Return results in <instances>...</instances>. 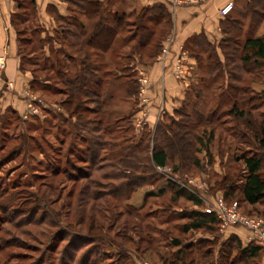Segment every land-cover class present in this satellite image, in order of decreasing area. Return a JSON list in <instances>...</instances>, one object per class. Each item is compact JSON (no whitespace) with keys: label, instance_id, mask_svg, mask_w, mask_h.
<instances>
[{"label":"rangeland","instance_id":"1","mask_svg":"<svg viewBox=\"0 0 264 264\" xmlns=\"http://www.w3.org/2000/svg\"><path fill=\"white\" fill-rule=\"evenodd\" d=\"M24 2H27L26 8H20L15 16L17 28L23 31L20 32L21 38L31 36L33 43L26 44L18 36L20 70L14 66L18 57L10 51L11 35L5 40V49L0 52V264H83L85 255L89 261L98 264H164L163 260L168 257L170 261L172 250L177 249L167 245L172 238L178 237L186 242L209 236L219 238L220 242L223 234L219 227L214 232L204 229L180 232L181 225L188 221L185 217L193 204L184 198L177 201L172 199L178 186H185L175 181L168 170L173 171L178 167L174 172L183 182L187 177L192 178L195 183L190 185L186 181V184L205 198V206L225 196L224 189H221L223 175L228 174L235 184H241L243 163L234 161L233 157L242 152L258 153L261 150L258 135L260 124L264 121V69L259 77L245 81L256 90L249 89L241 107L248 109L246 100L252 96L258 105L253 111L254 115L245 119L228 118L223 112L227 105H220V93L222 85L224 88L226 86L227 75L220 74V69H216L213 75L206 68V71L202 68L195 71L189 100H197L199 109L206 115L214 110L217 118L209 127V124H202L192 132L204 135L205 128L207 133L213 132L212 151L215 163H219L215 167L220 171L217 172L214 165H193L190 147L185 157L182 151H178L177 157L162 171L157 165L151 167L147 160L148 147L150 149L154 144L153 132L156 127L136 126L140 116L136 118L131 114L137 108V103L135 98L128 95V84L123 83L124 78L121 77L137 72L139 80V64L165 59L172 53L174 37L169 32L170 26L157 27L151 45L145 49L139 48L138 53L133 51L137 41L123 44L124 37L130 32L126 31L118 38V46H122L120 52L132 53L135 57L130 60H119L118 57L112 61L107 55L106 58L113 62L109 79L118 77L116 86L111 87L113 93L107 91L109 86L104 87L100 113L81 110L82 118L79 119L62 107L69 94L62 73H58V70L64 69L62 65L66 62L62 54L66 49L62 45V35L55 30L33 32L39 28V24L34 20L30 1ZM23 18L30 21L22 22ZM137 19L135 14L132 20ZM60 23L58 21L59 26ZM260 26L259 32H264V21ZM257 27L256 23L252 24L249 18H245L244 33L237 36V40L243 42L246 34L257 32ZM135 30L132 27V31ZM160 42L161 48L153 59L150 52L157 50ZM233 46H236L235 43ZM165 47L169 48V54L163 56ZM203 48L197 50L202 67L215 62V54ZM178 56L173 57V73ZM115 61L118 67L113 65ZM128 62L132 67L124 68ZM52 64L55 65L53 69L50 68ZM77 64V61L69 62L73 72L77 71ZM222 71L225 72L224 69ZM211 76H214L213 80ZM187 78L188 75L178 80ZM138 82L137 96L141 92V81ZM33 83L35 86L32 88ZM194 88L202 90L201 96L197 97ZM111 94L113 98H110ZM81 99L91 109L100 108L92 97L81 95ZM31 106L35 107L36 113L32 112ZM101 116V130L94 132L93 128L99 126L98 118ZM175 116L178 117L173 113L164 122L171 123V117ZM233 130H237L238 135ZM98 138L99 145L96 144ZM188 138L193 140L194 137ZM94 142L97 147L93 145ZM91 145L94 149L86 151L85 157L91 160L95 155L94 163L80 162V158L84 157L82 150L89 149ZM197 146L193 141V149ZM133 152H137V157L131 156ZM198 156L205 162L209 159L206 151ZM67 158L82 168V176L90 173L91 177L76 180L71 177L78 172L69 170ZM60 162L68 173H54ZM130 167L133 170L131 175H135V183L127 191L120 184L130 174ZM167 181L171 182L173 190L160 196V184ZM132 188L134 191H131ZM238 194L233 201L225 199V202L234 204ZM263 208L261 205L239 203V210L245 214ZM90 233L97 237H90ZM211 245L216 250L217 260L221 244ZM235 254L234 251L232 257ZM236 264L254 263L252 260H242Z\"/></svg>","mask_w":264,"mask_h":264},{"label":"trees","instance_id":"2","mask_svg":"<svg viewBox=\"0 0 264 264\" xmlns=\"http://www.w3.org/2000/svg\"><path fill=\"white\" fill-rule=\"evenodd\" d=\"M31 1V0H29ZM30 4V3H29ZM27 2L20 0V7L26 8ZM235 7V6H234ZM233 9L224 17L222 21V29L225 38L220 42V48L222 49V54L224 60L221 59L219 51H217L214 44L210 43L204 34L195 36L190 42L186 44V49L190 54L196 57L197 68L195 71H200V69L206 68L208 73H212L216 69H220V74L227 75V82L225 88L222 85V92L220 93V99L222 104H226L227 107L224 108L223 112L228 118L235 119H245L249 115L253 116V111L257 109L258 105L254 102L255 97H249L246 101L249 104V108L245 109L241 107L242 101H244L249 89L256 90L254 86H249L246 84V79L254 80V78L259 77L261 71L264 69V35L253 36V32L245 35L244 41L239 42L237 36H241L244 33V19L249 18L251 23H256L257 26L264 21V0H247L244 8V12ZM137 14V20H132L133 16ZM29 18H23L21 21L24 22ZM161 20V21H160ZM60 21V29L63 31L60 33L63 38V44L66 48L62 53L66 57V62L62 65L64 69L58 70V73H62L64 83L68 88V98L62 103V107L68 111L71 115H77L80 119L81 110L84 112H95L100 113L101 109V95L104 87L109 86L107 91L112 92L113 86H116L117 76L113 79H109L111 75V64L113 62L109 61L106 57L110 56L111 60L120 57L119 60L123 59H133L135 57L132 53H121L122 46H118V38L123 35L124 32H130L129 35L124 37L123 44L128 45L130 42L137 41L133 49L134 53L139 52V48L145 49L150 46L155 34V29L163 23V26H170L171 19L169 13L165 10L164 6H146L140 9H134L130 12H116L111 15V17H106L105 19L98 20L94 23L91 30L86 31L83 24L78 23L77 19L71 21H65L58 17ZM132 27H135V31H132ZM162 27V26H160ZM20 32H23L20 30ZM20 32H18L19 39L21 38ZM236 33V35L234 34ZM24 43H33L32 37L21 38ZM232 43V44H229ZM235 43L236 46H233ZM122 45V44H121ZM205 47V51L215 54V62L207 63L206 66L202 67L199 65L200 55L197 51L199 48ZM157 50L150 52L151 57L154 59L158 54L160 44H157ZM204 49V48H203ZM120 54V55H119ZM141 56V55H140ZM142 58V56L140 57ZM139 58V59H140ZM77 61V71H72V66L69 65L70 61ZM141 60V59H140ZM133 61V60H132ZM142 62V60L140 61ZM152 62V61H151ZM144 64H148L145 63ZM118 67L116 61L113 64ZM54 64L50 68H54ZM22 67V66H20ZM66 67V68H65ZM132 67L131 62H128L124 68ZM130 69V68H129ZM225 70L223 72L222 70ZM205 70V71H206ZM260 71V72H259ZM136 74L128 73L121 78H124L123 83L128 84L126 91L128 95L135 98L137 103V95L139 93L138 86L139 80ZM219 73L215 74L218 75ZM214 76H211L213 80ZM203 78V77H202ZM201 78V79H202ZM110 80V81H109ZM205 81V80H203ZM121 82V83H122ZM194 84V83H193ZM193 84L189 87L188 94L182 105L175 110L174 118L171 117V123L164 122L169 116L173 114H164L161 120L156 125L153 132L154 144L149 149L148 147V163L157 166H166L169 162L173 161L177 157L178 151H182V155L185 157L187 155V150L190 147V156L192 164L197 167H211L214 163V155L212 151V143L214 141V134L212 131L206 132L207 128L203 130L204 135L200 132H196L197 129L202 124H209L208 127L213 123L214 118H217V112L214 110L205 114L199 109V102L197 100L191 99L188 95L190 90H192ZM32 84V88L34 87ZM197 97L201 96L202 90L200 88L195 89ZM81 95H85L88 98H94L96 103L100 105L98 110L91 109L83 104ZM114 95L111 94L110 98ZM225 101V102H224ZM244 103V102H243ZM242 103V105H243ZM218 107V106H217ZM217 111V110H216ZM136 109H133L132 116ZM253 114V115H252ZM99 126L93 128V131H100L102 126L103 118L102 116L98 118ZM251 122V119H250ZM90 123V122H88ZM98 125V124H97ZM82 129V128H80ZM84 132V130L82 129ZM92 131V132H93ZM233 133L238 135L237 130H233ZM242 136L243 131L240 132ZM189 136H193V140L189 139ZM78 137V136H77ZM94 139V136H92ZM191 139V138H190ZM193 141L197 143V147L193 149ZM259 147L261 150L257 152H250L244 154H236L233 158L236 162L243 163L244 175L241 179V184H235L232 178H229L228 174L223 175L221 182V189H224V197L227 201H233L237 194L239 195L237 201L239 203H246L250 206L261 205L264 206V121L260 124V130L258 135ZM100 139H96V144L99 145ZM94 142V146L97 147ZM94 146H90L89 149H83L84 157L80 158V162L90 163L93 162L95 155L92 156L91 160H87L85 153L88 150L94 149ZM142 151V150H140ZM206 151L209 159H202L200 153ZM186 152V153H185ZM137 157V152H133V155ZM204 158V157H203ZM94 163V162H93ZM145 163V162H144ZM142 164V163H141ZM146 164V163H145ZM50 166V165H49ZM66 166L70 171H77L78 174L71 176L75 180L82 177H89L91 174L82 176V168H79L77 164L72 163L69 158L66 159ZM150 167V165H149ZM178 167L174 168L176 170ZM132 168H128V174L120 185L127 191L130 186L135 182L133 179L135 175H131ZM68 173L66 167L62 166L61 162L59 167L54 170L56 175L61 173ZM127 172V173H128ZM217 174V173H216ZM91 177V176H90ZM162 183V182H161ZM218 183V182H216ZM142 184V183H141ZM171 182H163L160 184L159 193L163 196L170 190H173ZM130 191V188H129ZM131 191H134L132 188ZM173 200L177 201L180 198H184L192 204L199 206L204 205V201L201 196L196 192L187 189L186 187H179L174 191ZM129 194V193H128ZM131 195V194H130ZM241 206V204H240ZM252 215H262L264 216L263 210L254 211L253 213L248 212ZM187 222L181 225L180 232L190 233L200 231L202 229L207 232H214L216 227H220L219 220L214 213H207L204 210H189L186 215ZM90 237H97L95 235L89 234ZM219 238H208L202 237L198 239H189L186 242L181 240V238H172L167 245L176 250H172L171 257L163 260V263L167 264H236L242 260L253 261L254 264H258L261 255L262 247L258 246L254 242H250L244 245L242 240L236 236L231 235L226 240H221ZM221 244L218 250V259L215 258L216 250L211 244ZM236 252L235 256L232 257V253ZM85 257V258H84ZM83 257L82 263H93L97 262L89 261V257L86 255ZM86 261H85V260ZM88 261V262H87ZM216 261V262H215Z\"/></svg>","mask_w":264,"mask_h":264},{"label":"crops","instance_id":"3","mask_svg":"<svg viewBox=\"0 0 264 264\" xmlns=\"http://www.w3.org/2000/svg\"><path fill=\"white\" fill-rule=\"evenodd\" d=\"M228 2H233L235 10L244 12L247 0H31L30 5L34 20L39 24V28L33 32L63 31L58 24V17L68 22L77 19L78 23L83 24L84 29L88 31L96 21L109 18L116 12L126 13L146 6H164L171 19L169 32H172L174 37L172 53L165 59H156L148 64H139L137 67L140 79L144 78L147 83L143 95L148 97L149 101L144 103L141 94L137 96L134 117L137 118L143 110H148L147 128L153 129L164 114H173L182 105L189 87L195 81L197 60L186 49V44L192 38L203 33L204 37L215 45L217 51L220 50L221 59L224 60L220 48V42L225 38L222 29L224 16L221 15L220 9ZM20 8V0H0V52L5 49L7 44L5 40L11 35L10 51L18 57L14 61V66L19 70L21 62L17 40L20 30L17 28L15 16ZM29 21L27 19L24 22ZM260 25L257 27V32H253V36L264 35V32H259ZM160 26H163V23ZM181 52L185 54L190 68L189 78L186 80L176 79L173 73V57ZM31 80L28 79L29 82ZM218 164L215 161L213 163L214 167ZM215 169L217 172L220 171L216 167ZM202 199L204 205L193 204L191 209L203 211L206 201L203 196ZM219 229L223 234L222 240L236 235L244 245L250 243L249 231L243 226H230L224 230L219 227ZM258 264H264V249L261 251Z\"/></svg>","mask_w":264,"mask_h":264},{"label":"built area","instance_id":"4","mask_svg":"<svg viewBox=\"0 0 264 264\" xmlns=\"http://www.w3.org/2000/svg\"><path fill=\"white\" fill-rule=\"evenodd\" d=\"M234 7L233 2H228L221 8L222 15H227ZM169 54V48L165 47L163 56ZM2 58H0V64H1ZM189 66L186 62L185 54H179L177 61H176V67L174 69V76L177 79H182L189 75ZM141 81V98L144 103H147L148 97L144 96V91L147 87V83L144 78L140 79ZM143 95V96H142ZM32 107V106H31ZM35 107H32V112L36 113L34 110ZM148 123V110H143L140 117L137 119L136 126L137 127H145ZM160 170L164 168H168V165L166 166H158ZM163 171V170H162ZM174 170H168L169 174H172L175 181H179L182 185H184L187 189L196 192L192 188H190L187 184L190 185L194 184L195 182L192 180V178L187 177L185 178L186 181H181L180 176L177 173H172ZM179 179V180H178ZM197 193V192H196ZM198 194V193H197ZM199 195V194H198ZM200 196V195H199ZM202 197V195H201ZM204 211L207 213H214L219 220V225L222 230L230 227V226H243L249 231V240L250 242H254L258 246L262 247L264 249V217L259 215H249L242 213L239 210V203L236 201L232 205H228L225 202V198L223 196L218 197L211 201L207 206L204 207Z\"/></svg>","mask_w":264,"mask_h":264}]
</instances>
